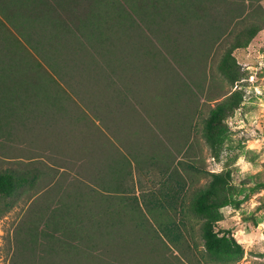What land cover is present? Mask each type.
I'll return each mask as SVG.
<instances>
[{
    "label": "trees",
    "instance_id": "1",
    "mask_svg": "<svg viewBox=\"0 0 264 264\" xmlns=\"http://www.w3.org/2000/svg\"><path fill=\"white\" fill-rule=\"evenodd\" d=\"M243 12L237 0H0V152L11 157L9 148L24 141L23 132L42 127L50 132L63 117L67 122L54 132L64 151L89 129L95 134L92 146L84 143L78 152H65L89 157L87 165V160L80 165L74 160V171L59 173V165L43 169L33 162L39 155L25 152L16 157L26 155L28 162L0 170L2 208L25 191L39 190L17 228L14 264H190L191 244L172 203L182 176L178 154L186 151L184 140L200 101V66H206L210 45ZM261 28V22L252 21L227 39L219 68L233 84L244 78L234 50ZM152 81L158 82L157 101ZM172 81L176 87L171 88ZM243 96L236 89L217 101L206 119L207 139L218 160L227 119ZM159 102L165 115L176 110L180 141L175 155L166 131L160 138L155 128L163 125ZM130 117L135 121L128 123ZM137 119L142 132L133 131ZM76 122L84 129L70 131ZM149 169L156 170L163 186L145 191L141 181L139 198L130 193L136 188L134 170ZM48 172L55 177L51 183L43 178ZM241 194L227 168L211 172L197 195L193 210L204 218L210 254L244 252L234 229L219 224L222 208L239 209L247 199ZM148 215L159 227L148 226Z\"/></svg>",
    "mask_w": 264,
    "mask_h": 264
},
{
    "label": "rangeland",
    "instance_id": "2",
    "mask_svg": "<svg viewBox=\"0 0 264 264\" xmlns=\"http://www.w3.org/2000/svg\"><path fill=\"white\" fill-rule=\"evenodd\" d=\"M237 1L241 6L244 4L242 18L229 24V28L222 38L210 45L209 53L207 52L206 66L205 68L200 66L204 73L199 72L201 75L199 80L201 78L203 89L199 93L200 101L193 114L191 134H189V137L187 135V139L184 140L186 151L178 154V159L181 158L183 161V165H179L182 176L179 182L180 191L172 192V203L177 211L175 214L177 224L181 227L185 237L191 244L190 257L192 261L190 264H264V0ZM252 21L261 22L263 28L257 32L246 46L234 50V55L244 72V78L233 84L222 73L219 63L228 41L233 36L232 32L235 31L234 29H241ZM195 29H197V26ZM202 31L205 32L204 27ZM230 31L231 34L228 35ZM208 34L206 31V35ZM227 39L229 40L227 41ZM206 46L204 44L202 49ZM205 49L207 50V48ZM157 78L159 80V77ZM160 80L162 82H159L160 90H162L165 87L163 85L165 78L161 77ZM157 84V81L151 82L153 91L151 96H154L156 101L160 98L156 89ZM171 84V88H173L176 87L177 82L172 81ZM236 89L243 90V100L235 113L227 119V137L221 159L218 160L213 156L207 139L206 119L211 107ZM157 106H159V109H156V111L159 110L158 119L163 125H155L157 129L155 130L159 133L160 138L163 137L161 132L164 133L166 131L165 136L169 139V145L173 147L175 155V148L180 141L175 132L176 121L173 112L176 110L173 109L165 115V113L161 112L163 107L160 106V102ZM61 120L67 122L65 117L61 118ZM128 120L127 122L130 123L135 121V118L130 117ZM63 121H60L58 126L62 125ZM96 122L100 124V127H104L100 120L96 119ZM137 123H139V119L132 125L134 127L133 131L142 132L143 129H139L140 127ZM58 126L56 125L55 129L51 127L52 131L50 132H47L45 127L38 129V131L23 132V135H21L24 141L22 142V139H20V141L13 144V147L9 148L11 157H8L9 155L5 156L0 152V170L22 166L20 162H28V156L33 155H39L33 159L34 164L46 170H50L51 166L59 165V173L63 170L74 171V168L77 169L78 166L74 164V160L79 159V165L86 160L87 163L84 165L89 164L87 155L86 157L83 155V158H77V154L74 156L65 152L68 150L70 153L78 152L80 147L84 146V143L92 146V138L95 135L94 133L92 134L93 130L89 129L86 131V134H82L81 139L76 141V145L71 144L70 146L69 144L67 150L64 151L66 146L62 148L59 140L60 135H55L56 132H54ZM71 126H68L71 129L70 131L84 129L80 122H76L73 127ZM64 127L66 128V126ZM35 133L42 135L36 137ZM109 137L114 143L116 142L111 133ZM21 142L22 146L19 145ZM124 142L128 146L135 147L130 144V140H125ZM157 142V140H153L154 145ZM190 143L191 147L189 148L188 145ZM58 149L61 151L54 152ZM21 152L29 155L16 157L22 155ZM72 162L74 167L71 169L66 168L65 165ZM227 168H230L233 172V184L238 191L242 193L241 195L247 193L248 196L239 209L229 206L222 208L223 219L219 221V224L233 228L237 239L244 246V252L241 255L223 257L210 254L206 250L203 237L204 218L194 212L193 205L199 192L208 185L211 172H219ZM154 170L149 169L143 173L134 170L136 188L135 191L130 189V193L134 192L133 194L141 198V181L146 184L143 189L145 191L163 186L160 176L156 175L157 172ZM73 175H77V172H74ZM43 178L50 182L55 177L48 172ZM38 191H25L20 196L14 197L6 207L2 208L3 203L0 204V264H14L15 234L30 205L39 195ZM145 213L147 214L146 211ZM147 223L150 228H152L151 226L159 227L152 217H149ZM128 227L130 228L129 224Z\"/></svg>",
    "mask_w": 264,
    "mask_h": 264
}]
</instances>
